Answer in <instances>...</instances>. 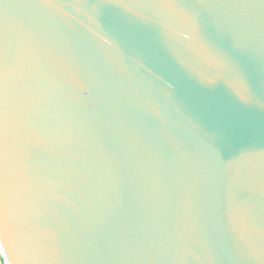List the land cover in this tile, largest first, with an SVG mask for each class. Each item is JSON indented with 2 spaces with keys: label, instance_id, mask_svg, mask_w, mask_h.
<instances>
[{
  "label": "water",
  "instance_id": "95a60500",
  "mask_svg": "<svg viewBox=\"0 0 264 264\" xmlns=\"http://www.w3.org/2000/svg\"><path fill=\"white\" fill-rule=\"evenodd\" d=\"M0 264H264V0H0Z\"/></svg>",
  "mask_w": 264,
  "mask_h": 264
},
{
  "label": "built area",
  "instance_id": "2783aa9c",
  "mask_svg": "<svg viewBox=\"0 0 264 264\" xmlns=\"http://www.w3.org/2000/svg\"><path fill=\"white\" fill-rule=\"evenodd\" d=\"M0 252H1V246H0Z\"/></svg>",
  "mask_w": 264,
  "mask_h": 264
}]
</instances>
